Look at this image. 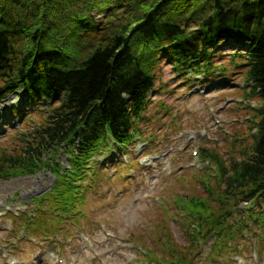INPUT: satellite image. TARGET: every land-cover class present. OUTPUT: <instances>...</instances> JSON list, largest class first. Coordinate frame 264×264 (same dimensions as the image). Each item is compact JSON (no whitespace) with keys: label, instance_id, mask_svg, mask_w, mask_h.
Listing matches in <instances>:
<instances>
[{"label":"trees","instance_id":"obj_1","mask_svg":"<svg viewBox=\"0 0 264 264\" xmlns=\"http://www.w3.org/2000/svg\"><path fill=\"white\" fill-rule=\"evenodd\" d=\"M163 65L181 81L240 68L245 96L259 104L240 159L202 154L215 165L219 188L208 187L206 199L179 200L193 221L185 242L197 246L213 235L230 242L244 229L228 227L232 222L264 220V0H0V104L23 93L37 105L34 116L0 139V179L41 168L56 175L55 186L35 199L52 212L31 221L26 215L27 226L53 227V212H71L81 196L76 183L93 157L134 136L159 91ZM60 152L69 168L58 161ZM243 202L256 211L238 209ZM173 236L164 251L153 240L148 260L160 252L158 261L195 264L179 258Z\"/></svg>","mask_w":264,"mask_h":264},{"label":"rangeland","instance_id":"obj_2","mask_svg":"<svg viewBox=\"0 0 264 264\" xmlns=\"http://www.w3.org/2000/svg\"><path fill=\"white\" fill-rule=\"evenodd\" d=\"M226 67L221 78L183 82L163 65V85L143 112L136 135L126 147L113 146L94 157L83 180L76 183L81 196L74 198L71 212L58 216L53 212L59 218L53 227L38 231L26 227L20 216L24 211L37 216L52 212L47 204L37 211L32 197L54 187L53 173L42 169L35 175L0 180V264H171L170 257L157 260L160 252L154 253L159 257L152 254L154 261L144 252L154 246L153 240L164 251L170 231L179 243V258H192L195 264H264V222L248 226L232 222L228 227L244 229L230 242L213 235L191 246L184 239L185 227H193V221L180 209L179 200L206 199L208 187L219 188L215 165L201 157L200 150L223 160L240 159L258 120V104L245 96L240 68ZM26 105L14 94L1 102L0 137L5 127L20 125L7 111ZM29 109L34 116L36 107ZM58 161L66 165L65 154L60 152ZM223 204L231 206L229 198ZM242 204L238 209L256 211L252 204ZM47 228L51 230L44 234ZM21 238L25 240L19 242Z\"/></svg>","mask_w":264,"mask_h":264}]
</instances>
